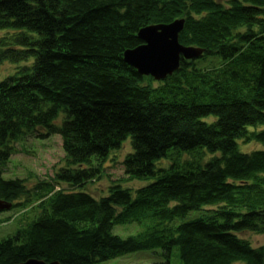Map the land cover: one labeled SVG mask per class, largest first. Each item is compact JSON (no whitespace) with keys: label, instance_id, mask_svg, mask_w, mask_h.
I'll return each instance as SVG.
<instances>
[{"label":"trees","instance_id":"obj_1","mask_svg":"<svg viewBox=\"0 0 264 264\" xmlns=\"http://www.w3.org/2000/svg\"><path fill=\"white\" fill-rule=\"evenodd\" d=\"M228 4L0 0V31L13 33L0 38V65L34 60L30 73L0 82V200L11 205L0 215L29 204L43 209L0 242V264H106L156 248L165 259L157 264H171L175 247L182 264H264V244L254 248L241 237L264 235V149H239L241 140L264 145V0ZM180 18V43L204 49L200 59L220 57L221 66L204 70L200 59H182L178 71L156 81L125 61L127 50L143 44L142 28ZM39 128L61 136L73 168L27 189L23 179H5L4 167L11 142ZM129 138L125 174L153 182L135 191L114 185L101 199L85 192ZM196 149L221 155L204 167L158 165ZM60 184L82 189L67 192ZM215 206L210 215L173 225ZM131 223L146 233L113 234Z\"/></svg>","mask_w":264,"mask_h":264},{"label":"rangeland","instance_id":"obj_2","mask_svg":"<svg viewBox=\"0 0 264 264\" xmlns=\"http://www.w3.org/2000/svg\"><path fill=\"white\" fill-rule=\"evenodd\" d=\"M217 1L228 6L230 0ZM8 35H13V33L11 31H0V38L7 37L12 39V36ZM197 64L199 68L207 70L221 66L223 61L220 57L211 56L200 59ZM33 65V59L20 63L4 61L0 65V82L11 77H21L26 73H30ZM62 120L63 117H60L56 123L61 125ZM206 121L212 123L215 121V118L211 117L206 119ZM47 134L48 133L44 129L40 128L34 131H25L21 139L11 142L12 156L9 163L4 167L5 172L3 177L5 179H23L27 189H32L40 182H53L54 176L62 169L73 168L68 164L63 150L61 136L58 134ZM239 149L243 153H251L256 150L264 149V145L258 142L246 143L241 140L239 141ZM132 152V141L131 138H129L123 143L121 148L110 152L108 158L101 164V176L87 183L83 190L101 199L109 195V189L114 185H121L123 188H128L133 191L150 185L153 179L130 180L125 174L123 162ZM220 155V153H211L206 149H196L188 154L174 152L168 159L162 160L158 165L167 168L171 164L178 165L179 163L178 166L181 167H189L188 165L204 167L210 160ZM94 167H96V165H94ZM58 188L67 192L77 191L73 186L68 184H60ZM23 201H25L24 198L20 199L19 202ZM216 208L217 206L205 207L204 210H202L203 212L192 211L184 218L176 219L173 225L179 226L182 223L200 218L202 214L210 215L211 210ZM42 212L43 209H41L38 204H29L26 208H17L16 210L1 214L0 218H4L8 220V222L0 224V242L16 235L20 229L36 220ZM144 233H146V226H142L138 223L117 225L113 230V234L123 239ZM241 237L249 240L254 248H258L264 244L263 234L245 233L242 234ZM164 261L163 250L161 248H156L126 254L110 260L106 264H157ZM170 262L171 264H182L179 256V249L176 247L173 249Z\"/></svg>","mask_w":264,"mask_h":264},{"label":"water","instance_id":"obj_3","mask_svg":"<svg viewBox=\"0 0 264 264\" xmlns=\"http://www.w3.org/2000/svg\"><path fill=\"white\" fill-rule=\"evenodd\" d=\"M185 21V18H180L169 24L142 28L138 36L143 44L127 50L124 55L125 61L142 76H150L156 81H162L180 69L182 59L185 61L199 59L204 55V49L180 43L179 37L184 30ZM10 208V204L0 200V211ZM21 264H60V262L48 263L30 259Z\"/></svg>","mask_w":264,"mask_h":264},{"label":"bare ground","instance_id":"obj_4","mask_svg":"<svg viewBox=\"0 0 264 264\" xmlns=\"http://www.w3.org/2000/svg\"><path fill=\"white\" fill-rule=\"evenodd\" d=\"M81 189H82V188H78V189L76 188L75 190H77V191H78V190H81Z\"/></svg>","mask_w":264,"mask_h":264}]
</instances>
